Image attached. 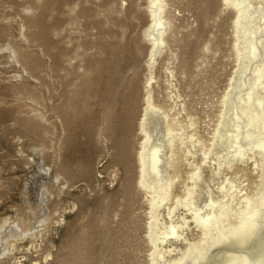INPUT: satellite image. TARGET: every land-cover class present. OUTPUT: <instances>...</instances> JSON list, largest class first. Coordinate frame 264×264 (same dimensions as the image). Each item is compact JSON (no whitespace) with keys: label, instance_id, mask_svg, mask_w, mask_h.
I'll use <instances>...</instances> for the list:
<instances>
[{"label":"rangeland","instance_id":"obj_1","mask_svg":"<svg viewBox=\"0 0 264 264\" xmlns=\"http://www.w3.org/2000/svg\"><path fill=\"white\" fill-rule=\"evenodd\" d=\"M160 1L165 43L152 59L150 8L157 0H0V227L29 220L11 236L18 239L0 264H151L152 194L139 184L148 90L157 106L179 120L174 132L194 131L196 142L194 147L188 138L195 154L177 162L172 195L158 209L160 221L169 224L168 205L192 186L189 161L203 166L197 204L208 197L206 187L221 197L214 193L228 178L240 187L236 198L264 190L258 155L224 165L218 175L215 162L203 159L238 64L233 5ZM253 4L264 7V0ZM263 15L254 14L255 34L248 39L260 42L245 62L248 84L241 88L257 67L264 74ZM245 113L249 120L251 111ZM47 174L46 183L37 185L47 192L42 215L30 178ZM182 217L189 227L162 244L163 261L178 259L200 238L191 214L179 206L172 220L177 224Z\"/></svg>","mask_w":264,"mask_h":264},{"label":"bare ground","instance_id":"obj_2","mask_svg":"<svg viewBox=\"0 0 264 264\" xmlns=\"http://www.w3.org/2000/svg\"><path fill=\"white\" fill-rule=\"evenodd\" d=\"M224 1L233 5L236 12L235 33L238 64L229 90L223 97L224 110L217 132L215 131V140L210 145L212 148L209 149V146L206 149V146H203L205 148L202 152L203 159L206 162H215L213 170L217 175L220 174L224 165L231 168L235 160L241 159L240 161H242L244 157L251 160L255 159V155H258L261 158V163L264 162V133H262L264 121L263 124L259 122L264 120V74H259L258 67L255 69L254 75L249 77V85L241 88L248 78L245 72L247 67L245 62L257 53V44L260 42L255 36H253L254 41L248 39V36L255 34L252 21L254 14L258 11L263 12L264 7H255L253 0ZM164 2L160 0L152 2L153 7L150 8L153 26L148 32V36L153 45L150 54L152 59L165 43L163 33L167 20L162 15ZM261 26L264 28V24ZM146 103L147 108L140 122L141 133L145 140L139 154L141 164L139 184L149 189L152 194L150 199L151 221L148 224V237L153 249L150 255L151 264H264V190L262 188L259 190L262 192H258L257 196L245 191L246 193L236 198L239 191L237 189L240 187L235 184L233 179L228 178L226 180L228 182L223 183L224 186L219 189L221 192L214 193L215 195L224 193L222 194L223 198L222 195L215 197L212 194L214 189L210 191V188L208 190L207 187H204L208 197L203 198V204H197L195 203L196 194L198 188H202L199 187L197 180L202 178L203 166L197 164L198 162L194 164L189 161L188 164L194 166L193 174L190 177V180L193 181L192 186H187L186 193L175 203L168 205L169 224L166 225L165 221L159 220L158 209L171 197L174 180L178 177L177 162L182 158L188 161L190 159L188 155L192 157L195 154L186 145L190 142L191 145H196V142L194 143L191 139L195 136V132L193 131L189 135L184 131L182 134H177L179 129L177 133L174 132L180 128L177 127L180 123L179 120L170 116L162 107L153 102L150 90L146 94ZM244 105L250 109L243 110L241 106ZM238 107L241 108V112L237 111ZM247 109L252 113L249 120L245 119V115H243L244 112H250ZM191 124H193L192 121ZM261 133L262 135L256 136ZM189 137L190 142H188ZM181 145H185L188 154H185L186 150L181 149ZM42 161L44 162V157H42ZM254 165L258 166L257 160H254ZM170 169H173L171 174ZM148 175H152L153 180L147 178ZM47 177L49 178L48 174L39 179L30 178V181L36 186L35 193L38 197L36 209L41 211L40 214L43 213V208H46L47 192L43 184L46 183L45 178ZM40 182H43L41 188L37 186ZM204 184L206 183L204 182ZM243 189L242 187L240 192ZM203 195L205 196V194ZM179 206L187 209L191 214L193 223L200 232V238L197 242L188 244L178 259L163 261L165 250L162 244L168 237H181L184 233L183 229L189 227L185 217H182V222L177 224L172 220L175 210ZM26 219L20 223L24 229L27 228V225L29 226V220ZM19 227L17 225L9 228L0 227V244L6 242L4 247L0 248L1 261L10 255L14 242L18 239V237L11 238V236ZM7 238L8 240H6ZM168 251L171 252L172 249Z\"/></svg>","mask_w":264,"mask_h":264}]
</instances>
